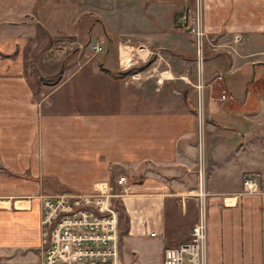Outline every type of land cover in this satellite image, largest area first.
I'll return each mask as SVG.
<instances>
[{"label": "crops", "instance_id": "0c3cea01", "mask_svg": "<svg viewBox=\"0 0 264 264\" xmlns=\"http://www.w3.org/2000/svg\"><path fill=\"white\" fill-rule=\"evenodd\" d=\"M191 4L99 0L96 41L88 48H106L91 64L67 66L64 51L50 56L48 46H29L15 13L0 11V264H41L40 195L92 192L105 182L128 217L122 264L128 257V263L142 257L143 264H163L167 248L189 241L198 211L189 199L177 207L173 198L193 193L181 181L191 180L196 164L195 109L186 88L179 95L175 89L190 80L195 61L192 40L176 24ZM204 9L216 46L207 49L205 77L223 75L232 96L227 117H240L250 102L264 109L255 94L264 74V0H204ZM38 56L39 65L30 66L28 57ZM131 69L140 70L119 76ZM156 72L161 78L154 84ZM138 75L143 82H133ZM126 175L130 185L116 184L118 193L112 182ZM227 177L222 171L206 200L208 264H264V189L241 195L244 178L228 190ZM145 239L154 240L153 248L125 253L128 241Z\"/></svg>", "mask_w": 264, "mask_h": 264}, {"label": "rangeland", "instance_id": "374dc122", "mask_svg": "<svg viewBox=\"0 0 264 264\" xmlns=\"http://www.w3.org/2000/svg\"><path fill=\"white\" fill-rule=\"evenodd\" d=\"M98 2L99 0H0V11L8 10V12L15 13L12 18L17 19L20 23L19 29L28 31L29 46L36 45L40 49H43V46H48L50 56L64 51V62L67 66L77 63L87 64L93 62L100 55L88 48L93 41H96L92 28L100 14L98 13ZM122 5L119 3V8ZM97 42L99 41L97 40ZM38 57H28L30 66L32 64L39 65L42 57ZM194 60L189 66L190 82L179 80L175 86L178 95L180 94L178 91L181 92L185 88L186 92L193 90L189 98H191L195 111L198 110L195 116L197 121L194 142L195 155L192 157L196 164L191 170V180L181 181L182 186L188 187L193 193L190 196H176L173 199L174 205L177 207L182 198L189 199L187 202L190 201L191 207L195 208L199 214L202 201L206 202L209 199V190L217 187L213 186L212 189L210 185L221 183L222 171H225V175L228 176L227 179L222 180L228 190L240 186V182L245 177L255 179L259 188L264 189V109L257 105L258 103L250 102L249 105L251 104L253 107L245 108L239 114L240 117L233 116V119L227 117L225 109L232 102H229L231 99L226 102H221L219 99L224 86L223 81H216V76L210 81L206 80V63L204 69H201L196 61V55ZM186 69L188 71V68ZM137 73H133V75ZM144 76L138 75V79L133 82H143ZM160 78L161 75L156 72L150 81L155 80L154 84H157ZM198 86L203 88L201 96L195 90V87ZM170 92L178 97L173 89ZM255 94L260 99H264V74ZM140 179V176L133 177L131 183H138ZM172 181L168 178V182ZM112 183L118 193L123 192V189L119 188L115 181ZM128 185H130L129 178ZM229 197L231 196H224V198ZM114 202L117 206L124 207L125 210L122 198H116ZM119 216V247L121 251L124 246V231L128 225V217L122 216L121 212H119ZM153 243L154 240L151 239L128 241L125 253L133 255L129 249L132 247H136L140 252L150 250L153 248ZM129 260L128 257L126 264H143L142 257L137 263H134L133 259L132 263H128Z\"/></svg>", "mask_w": 264, "mask_h": 264}, {"label": "built area", "instance_id": "2783aa9c", "mask_svg": "<svg viewBox=\"0 0 264 264\" xmlns=\"http://www.w3.org/2000/svg\"><path fill=\"white\" fill-rule=\"evenodd\" d=\"M178 28L185 31L195 45L196 61L201 69L206 63V49L216 48L205 25L204 0H193L176 18ZM241 36L235 41L239 42ZM104 43L91 46V51L101 54ZM216 81H224L223 75ZM202 86L195 87L199 95ZM220 101L232 99L225 86ZM201 106V97H200ZM198 113V110H197ZM119 187L128 185V178L120 176ZM241 195H255L259 186L254 179L244 178ZM41 199V226L43 244L41 264H122L119 247L120 216L115 207L114 193L108 183H99L92 192H65L43 194ZM156 233H151L155 237ZM208 210L202 201L198 219L188 242L167 248L163 264H208Z\"/></svg>", "mask_w": 264, "mask_h": 264}, {"label": "trees", "instance_id": "16d2710c", "mask_svg": "<svg viewBox=\"0 0 264 264\" xmlns=\"http://www.w3.org/2000/svg\"><path fill=\"white\" fill-rule=\"evenodd\" d=\"M138 70H140V69H131V70H129L127 73H124V74H119V76H123V75H127V74H133V73H136ZM192 91L193 90H191V91H189V92H186L185 94V98H186V100H190V102H191V98H188V97H190V94L192 93ZM190 106H192V108L194 109V107H193V104H192V102L190 103ZM195 115H197V110L195 111ZM116 205V204H115ZM116 208H117V210L119 211V212H121L122 213V216H124L125 218H127V214H126V212H125V210H124V207H121V206H115ZM128 219V218H127ZM127 231H128V225H127V227H126V229H125V231H124V235H126L127 234Z\"/></svg>", "mask_w": 264, "mask_h": 264}]
</instances>
